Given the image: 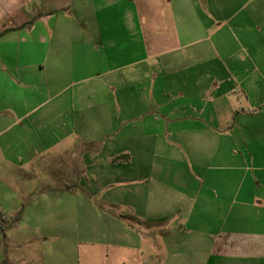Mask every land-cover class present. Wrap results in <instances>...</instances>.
Instances as JSON below:
<instances>
[{
  "label": "crops",
  "instance_id": "1",
  "mask_svg": "<svg viewBox=\"0 0 264 264\" xmlns=\"http://www.w3.org/2000/svg\"><path fill=\"white\" fill-rule=\"evenodd\" d=\"M0 234V262L264 264V0H0Z\"/></svg>",
  "mask_w": 264,
  "mask_h": 264
},
{
  "label": "rangeland",
  "instance_id": "2",
  "mask_svg": "<svg viewBox=\"0 0 264 264\" xmlns=\"http://www.w3.org/2000/svg\"><path fill=\"white\" fill-rule=\"evenodd\" d=\"M231 85V84H230ZM231 86H233V87H235L236 89H238L237 87V84H233V85H231ZM231 86H229V88H228V90H229V92L231 91V89H232V87ZM231 93V92H230ZM229 93V94H230ZM240 93V90H239V92L238 93H235V94H239ZM187 136L188 137H194V136H192V135H189V134H187ZM193 144H195V140L193 139V141H191ZM0 238L2 239V235L0 234ZM20 251H12V253H13V258H11V259H9V261L7 260V261H5V262H0V264H38V261H37V259H38V253H39V250H37V249H35V248H32L31 250H33L32 252H29L28 250L26 251V249L25 248H23V251H22V249H19ZM2 251H5V247H0V252L2 253ZM59 251V250H58ZM24 252H27V255L30 257V259H31V261H29V262H25L24 263V261H25V258H22V256H20L22 253H24ZM29 252V253H28ZM71 254L69 251H66V250H63L62 248H60V251H59V254H60V256H62V254ZM0 253V254H1ZM24 254H26V253H24ZM28 256H26V257H28ZM145 259L148 261V264H151L150 262H149V258H148V254L147 253H145ZM1 258H3L2 256L0 257V259Z\"/></svg>",
  "mask_w": 264,
  "mask_h": 264
}]
</instances>
